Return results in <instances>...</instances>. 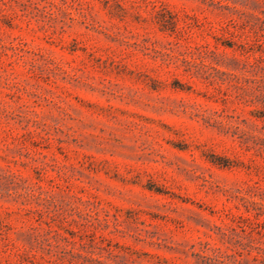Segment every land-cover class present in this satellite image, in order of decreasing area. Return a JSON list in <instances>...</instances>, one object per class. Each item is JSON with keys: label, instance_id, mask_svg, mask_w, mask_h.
Wrapping results in <instances>:
<instances>
[{"label": "rangeland", "instance_id": "374dc122", "mask_svg": "<svg viewBox=\"0 0 264 264\" xmlns=\"http://www.w3.org/2000/svg\"><path fill=\"white\" fill-rule=\"evenodd\" d=\"M0 264H264V0H0Z\"/></svg>", "mask_w": 264, "mask_h": 264}]
</instances>
